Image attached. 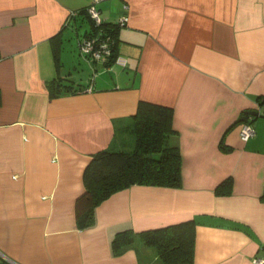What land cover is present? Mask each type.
<instances>
[{
  "label": "crops",
  "instance_id": "obj_1",
  "mask_svg": "<svg viewBox=\"0 0 264 264\" xmlns=\"http://www.w3.org/2000/svg\"><path fill=\"white\" fill-rule=\"evenodd\" d=\"M90 4L0 0V264H139L132 249L112 253L117 232L184 221L191 264H253L264 256V0L99 2L105 23L126 17L108 67L78 50L90 31L76 13ZM138 102L171 110L180 185L120 190L80 229L84 168ZM240 120L254 132L244 143Z\"/></svg>",
  "mask_w": 264,
  "mask_h": 264
},
{
  "label": "trees",
  "instance_id": "obj_2",
  "mask_svg": "<svg viewBox=\"0 0 264 264\" xmlns=\"http://www.w3.org/2000/svg\"><path fill=\"white\" fill-rule=\"evenodd\" d=\"M88 6L76 13L83 16L90 31L82 39L95 38L93 43L100 41L109 47L108 55H101L103 66L108 67L115 61L118 28L103 20L96 25L86 11ZM258 103L262 101L258 100ZM245 118L243 116V120ZM243 122L240 120L239 124ZM171 133L169 108L138 102L128 121L115 129L112 149L96 152L84 168V190L74 204L76 226L88 228L93 223L94 208L110 195L130 186L179 187L180 155ZM123 136L129 139L127 151L121 139ZM228 185V181L220 183L215 193H227ZM193 228L192 221H184L141 233L122 230L111 241L112 253L120 255L132 249L138 255L139 264H144L139 253L151 251L155 257L153 264H191Z\"/></svg>",
  "mask_w": 264,
  "mask_h": 264
},
{
  "label": "built area",
  "instance_id": "obj_3",
  "mask_svg": "<svg viewBox=\"0 0 264 264\" xmlns=\"http://www.w3.org/2000/svg\"><path fill=\"white\" fill-rule=\"evenodd\" d=\"M104 0H91V4L86 9L87 13L89 14V17L92 19V21L95 22L96 25H98L101 21V19L98 16L97 10L95 9V5L99 2H102ZM121 21L119 20V26L124 25L126 23V17L120 16ZM95 38H83L81 42L78 45L79 52L84 55V57H89V59L93 61H99L102 62L101 55L105 56L108 55L109 51L106 46V44H103L102 42L98 41L96 43H93ZM90 89V88H89ZM253 130L250 127L249 123H240L237 127V135L240 142H245L249 138L253 136ZM253 264H264V256L261 258H254L252 259Z\"/></svg>",
  "mask_w": 264,
  "mask_h": 264
},
{
  "label": "rangeland",
  "instance_id": "obj_4",
  "mask_svg": "<svg viewBox=\"0 0 264 264\" xmlns=\"http://www.w3.org/2000/svg\"><path fill=\"white\" fill-rule=\"evenodd\" d=\"M123 17H124V15H122ZM119 20L121 21V18H120V16L117 18V20L113 23L114 24V26L115 27H117V28H121V27H123L124 25L122 24V25H118L119 24ZM85 25H87V23H85ZM88 28V27H87ZM108 49H109V47H108ZM256 118H254V120H255ZM239 125V124H238ZM251 127V126H250ZM252 128V127H251ZM252 130H253V128H252ZM254 133V132H253ZM121 139H122V141L124 142L123 143V146H124V149L127 151V150H129V149H127L128 148V146L127 145H129L130 146V143H129V139H127L125 136H123V137H121ZM131 139V138H130ZM131 143H132V141H131ZM244 143V142H243ZM149 254L151 253V251H147Z\"/></svg>",
  "mask_w": 264,
  "mask_h": 264
},
{
  "label": "water",
  "instance_id": "obj_5",
  "mask_svg": "<svg viewBox=\"0 0 264 264\" xmlns=\"http://www.w3.org/2000/svg\"><path fill=\"white\" fill-rule=\"evenodd\" d=\"M245 115H247V116L257 117V116H258V112H255V111H248V112H245Z\"/></svg>",
  "mask_w": 264,
  "mask_h": 264
}]
</instances>
